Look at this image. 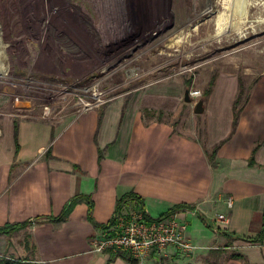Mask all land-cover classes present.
I'll list each match as a JSON object with an SVG mask.
<instances>
[{
    "label": "crops",
    "instance_id": "1",
    "mask_svg": "<svg viewBox=\"0 0 264 264\" xmlns=\"http://www.w3.org/2000/svg\"><path fill=\"white\" fill-rule=\"evenodd\" d=\"M87 2L16 0L13 7L0 0V59L27 58L30 71L51 75V63L63 53L85 51L102 39L88 20ZM89 26L95 29L91 39ZM214 77L201 113L193 99L185 100L183 83L166 79L59 120L49 111L18 117L16 101L1 89L0 227L25 225L0 233V257L153 264L181 254L168 245L139 263L92 250V238L111 228L118 201L133 192L141 202L127 196L118 210L137 207L156 218L181 205L172 213L187 222L191 241L213 246L205 252L220 256L213 264H264V236L251 240L264 223V73L246 87L235 72ZM71 199L68 217L55 219ZM220 213L227 221L218 219ZM192 223L199 235L190 232Z\"/></svg>",
    "mask_w": 264,
    "mask_h": 264
},
{
    "label": "rangeland",
    "instance_id": "2",
    "mask_svg": "<svg viewBox=\"0 0 264 264\" xmlns=\"http://www.w3.org/2000/svg\"><path fill=\"white\" fill-rule=\"evenodd\" d=\"M7 1L14 7L16 0ZM86 7L102 39L85 51L63 53L64 59L51 63V75L30 71L27 58L0 59V90L16 101L12 111L18 117L49 111L54 120L67 118L161 79L203 92L220 72H235L245 87L264 73V0H88ZM94 34L89 26L88 38ZM179 34L185 37L174 41ZM3 65L9 66L7 73ZM200 231L192 223V235ZM192 242L193 252L180 250L153 264L218 263L216 252L205 254L212 245Z\"/></svg>",
    "mask_w": 264,
    "mask_h": 264
},
{
    "label": "built area",
    "instance_id": "3",
    "mask_svg": "<svg viewBox=\"0 0 264 264\" xmlns=\"http://www.w3.org/2000/svg\"><path fill=\"white\" fill-rule=\"evenodd\" d=\"M190 97L198 100L203 92L201 89L190 88ZM95 105H87L83 110ZM232 205L233 198L228 200ZM218 219L227 221L220 213ZM187 222L178 218L176 213L151 218L144 209L131 207L117 210L113 216L110 229L100 236L92 238V250L105 253H127L137 260L145 259L154 249H163L173 245L185 252H193L195 246L187 236Z\"/></svg>",
    "mask_w": 264,
    "mask_h": 264
},
{
    "label": "trees",
    "instance_id": "4",
    "mask_svg": "<svg viewBox=\"0 0 264 264\" xmlns=\"http://www.w3.org/2000/svg\"><path fill=\"white\" fill-rule=\"evenodd\" d=\"M214 76L211 78V80L209 81V87H207L206 89H205V91L203 92V95H208L209 94V92H210V86L214 83ZM241 86H242V83H241ZM239 98H240V96H239ZM238 101H239V99H237V104H238ZM235 102V103H236ZM127 196H134L138 201H139V203L141 202L140 201V198L137 196V195H135L133 192H130V193H128V194H126V195H124L119 201H118V204H117V210L119 209V207H120V203H121V200H123L125 197H127ZM74 204H75V199H71L66 205H65V207L63 208V210H62V212L55 218V219H59V220H65L67 217H68V215L70 214V212H71V210H72V208H73V206H74ZM181 205H177V206H175V207H173V208H171L169 211H167L166 213H164V214H162L161 216H164V215H168V214H170V213H172L174 210H176L178 207H180ZM92 208V206H90V209ZM160 217V216H159ZM89 218H91L92 219V216L90 215V213H89ZM263 219H264V215H263ZM23 225H25V223L24 224H22V223H18V224H14V225H10V224H7V225H5V226H1L0 227V233H9V232H11V231H13L14 229H17V228H20V227H22ZM263 236H264V223H263V227H262V230H261V232L259 233V235L258 236H256V237H254V238H251V240L252 241H261L262 240V238H263ZM213 252H214V250H213ZM121 254H123V256L124 257H126L127 259H129L130 261H133V262H137L138 260L136 259V258H134V257H132V256H130V255H128V254H126V253H121ZM0 264H40V263H31V262H21V261H10V260H1L0 259Z\"/></svg>",
    "mask_w": 264,
    "mask_h": 264
},
{
    "label": "water",
    "instance_id": "5",
    "mask_svg": "<svg viewBox=\"0 0 264 264\" xmlns=\"http://www.w3.org/2000/svg\"><path fill=\"white\" fill-rule=\"evenodd\" d=\"M185 100L189 101V102L192 101V98L190 97V93H189V88H187L185 91ZM24 103H28V101H26V102L23 101L22 104H24ZM204 109H205L204 98L200 97L198 100H196L194 102V111L196 113H201L204 111Z\"/></svg>",
    "mask_w": 264,
    "mask_h": 264
},
{
    "label": "bare ground",
    "instance_id": "6",
    "mask_svg": "<svg viewBox=\"0 0 264 264\" xmlns=\"http://www.w3.org/2000/svg\"><path fill=\"white\" fill-rule=\"evenodd\" d=\"M246 10H247V8H245L244 5H243V7H242V12H246ZM242 12H241V13H242ZM218 17H219V15L217 14L216 19H215V24H217L218 21H219ZM184 37H185V36H182V34H181V35L179 34V35H178V38L176 37L177 39L174 40V41H177V42H178V41H181Z\"/></svg>",
    "mask_w": 264,
    "mask_h": 264
},
{
    "label": "flooded vegetation",
    "instance_id": "7",
    "mask_svg": "<svg viewBox=\"0 0 264 264\" xmlns=\"http://www.w3.org/2000/svg\"><path fill=\"white\" fill-rule=\"evenodd\" d=\"M210 4V3H209ZM209 4H208V6H209Z\"/></svg>",
    "mask_w": 264,
    "mask_h": 264
}]
</instances>
